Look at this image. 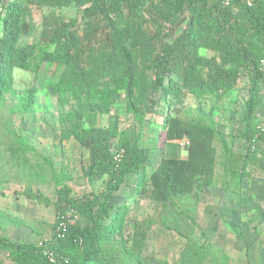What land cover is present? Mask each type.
<instances>
[{
    "label": "trees",
    "instance_id": "1",
    "mask_svg": "<svg viewBox=\"0 0 264 264\" xmlns=\"http://www.w3.org/2000/svg\"><path fill=\"white\" fill-rule=\"evenodd\" d=\"M71 7L79 10L76 17L66 21L53 12L43 14L39 42L20 44L35 30L34 18L41 10ZM200 50L213 56L205 58ZM263 56L264 0H250V5L247 0H230L227 6L220 0L3 1L0 107L13 88L15 70L29 71L35 59L61 66L62 73L47 87V93L61 106L70 100L77 104L68 114L66 133L88 153L83 176L89 182L95 176L106 177L99 194L74 198L50 167L56 189L51 241L43 248L14 244L0 236V250L8 254L10 263L114 264L108 261L106 247L123 237L128 211L124 205H115L112 198L129 176H138L139 197L188 218L177 210L174 199L197 200L203 190L212 187L217 132L213 125L172 117L169 108L186 94L219 98L244 78L248 97L240 137L251 148L264 144V132L255 121L264 83L259 66ZM36 93L35 88L25 92L23 114L34 106ZM118 95L125 100L126 113L138 124L161 119L166 142L186 139V156L162 158L150 174L141 172L149 153L132 144L128 133L120 131L117 117L111 115L113 98ZM160 102L166 104L165 115L159 113ZM102 115L110 119L105 128L97 127ZM18 142L21 152L28 149L25 139L18 138ZM24 196L44 206L51 204L30 190ZM68 213L85 224H70ZM152 222L133 221L130 255L139 257ZM187 247V264L220 258L219 251L206 245L196 246L187 240ZM47 253L54 263L48 261Z\"/></svg>",
    "mask_w": 264,
    "mask_h": 264
},
{
    "label": "rangeland",
    "instance_id": "2",
    "mask_svg": "<svg viewBox=\"0 0 264 264\" xmlns=\"http://www.w3.org/2000/svg\"><path fill=\"white\" fill-rule=\"evenodd\" d=\"M3 1L0 0V12ZM50 12L67 21L76 17L79 10L75 7L41 10L34 18L35 30L21 39V45L39 42L41 16ZM199 53L205 58L213 56L205 50ZM61 73V66L40 63L38 59L31 62L29 71L15 70L13 88L0 107V236L14 244L45 248L51 241L56 189L50 167L74 198L99 194L104 188V175L93 177L91 182L83 176L88 153L66 133L68 114L77 104L70 100L61 106L47 93V87ZM151 78L148 73V79ZM30 88L37 91L34 106L23 114L22 99ZM246 88V79L242 78L234 90L222 93L219 98L186 94L171 104L172 117L214 126L217 135L213 185L203 190L197 200L174 199L177 210L186 218L171 207L161 208L139 197L138 176L127 177L112 198L115 205H124L128 213L123 237L106 247L109 262L187 264V240H190L196 246L206 245L219 251L220 258L208 259L206 264H264V144L259 142L251 148L240 137L244 127L241 117L248 97ZM260 91L261 105L255 121L261 128L264 127V83ZM160 106L159 113L165 115L166 104L160 102ZM111 115L117 117L120 131L128 133L132 144L148 150L149 161L141 172L150 174L162 158L186 156V139L166 142L161 119L157 123L147 120L138 124L126 113L122 95L114 96ZM109 122V115L99 116L97 127L105 128ZM18 138L26 140V151L21 152ZM28 190L46 197L51 204L44 206L27 199L24 193ZM113 214L111 211L110 215ZM67 219L70 224H85L72 213L67 214ZM146 219L153 221L149 238L139 257L130 255L132 223ZM0 264H11L8 254L1 250Z\"/></svg>",
    "mask_w": 264,
    "mask_h": 264
},
{
    "label": "built area",
    "instance_id": "3",
    "mask_svg": "<svg viewBox=\"0 0 264 264\" xmlns=\"http://www.w3.org/2000/svg\"><path fill=\"white\" fill-rule=\"evenodd\" d=\"M220 1L223 4V6H227L230 2V0H220ZM247 1H248V4L250 5V0H247ZM259 66H260V69L264 71V56L260 59ZM261 132H264V127H261ZM186 144H187V141H186ZM47 258L50 263H54L55 261L54 257L50 253H47Z\"/></svg>",
    "mask_w": 264,
    "mask_h": 264
}]
</instances>
